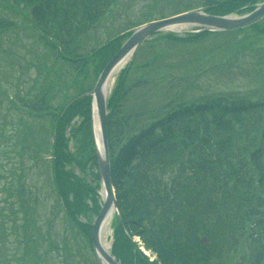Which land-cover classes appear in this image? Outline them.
Returning <instances> with one entry per match:
<instances>
[{"label": "trees", "instance_id": "16d2710c", "mask_svg": "<svg viewBox=\"0 0 264 264\" xmlns=\"http://www.w3.org/2000/svg\"><path fill=\"white\" fill-rule=\"evenodd\" d=\"M9 1L23 9L53 58L76 71L90 58H100L102 69L131 34L124 32L84 52L81 37L117 0ZM262 1L204 0L201 7L214 15L243 14ZM263 22L232 32L156 33L119 74L106 105L119 213L111 252L121 264H226L228 256L231 264H264V45L253 46L243 37L231 50L233 36H244L247 30L264 33ZM15 27L14 20L0 17V47ZM208 38L219 42L201 49ZM147 51L151 55L144 59ZM230 69L257 78L252 81L259 83L260 92L222 85L221 76ZM210 71L219 88L202 85ZM47 95L43 92L36 102L20 101L32 118L50 119L49 158L35 155L34 160L51 165L56 205L66 228L58 244L49 215H39L18 196L20 214H12L8 226L20 251L12 255L20 264H53L49 249L60 248L67 262L74 256L72 236L82 241L78 252L88 245L94 264H99L91 248L92 226L79 219L88 212L97 215L101 206L91 97L53 106ZM77 116L83 118L82 157L69 151L66 135ZM71 163L84 172L97 170L92 178L96 184L67 169ZM18 190L23 191L21 183ZM5 217L8 212L0 209V226L5 227ZM135 237L154 254L153 260ZM4 261L0 258V264Z\"/></svg>", "mask_w": 264, "mask_h": 264}, {"label": "rangeland", "instance_id": "374dc122", "mask_svg": "<svg viewBox=\"0 0 264 264\" xmlns=\"http://www.w3.org/2000/svg\"><path fill=\"white\" fill-rule=\"evenodd\" d=\"M203 1L117 0L107 9L105 15L100 17L96 24L81 37L79 47L86 52L134 25L173 17L175 14L193 8L201 10L200 5ZM18 10L11 5L9 0H0V17L16 22V27L6 32L0 47V209L8 212V217H5L7 221L5 227L4 224L0 226V247L2 248L0 258L5 259L3 264L22 263L13 258L14 255L12 254L14 252L19 253L20 250L17 248L18 244H15L14 232L12 235L11 228L8 226L10 216L12 214L19 216L20 214L16 205L18 196H21L26 203L35 206L39 215L44 213L49 215L51 223L55 225L54 231H56L52 232V236L55 237L58 244L59 233H63L66 228L62 212L57 209L56 205L57 195L54 189L51 165L45 160H34L35 155L49 158L48 151L52 141L50 119L29 116L22 109L20 98L29 102H36L43 92L46 94L48 92L49 104L58 106L61 102L67 103L75 96L92 89L102 67L100 58H90L77 75L74 83L69 84V81H73L76 75L73 67L66 62L53 58L50 49L44 46L34 32L26 13L22 11L23 9L20 10L22 12ZM195 28L197 27L193 25H179L170 30H163L161 33H183ZM243 37H248L253 46L264 45V33H253V31L247 30L244 36L240 34L236 37L237 39L232 37V51ZM217 41L218 39L208 38L200 44L201 49L212 46L213 42ZM157 44L158 46L161 45L160 43ZM150 55L151 52L147 51L144 59H148ZM126 64L111 76L108 96L112 93L118 76ZM60 75L61 81L58 82L57 78ZM253 78L241 69H230V74L221 76L222 85L227 86L230 90L236 88L250 91L257 89L260 92L258 90L259 83L252 81ZM69 85L71 87H68ZM202 85L209 86L211 89L219 88L212 71H210L208 79L203 78ZM222 88L224 86H221ZM82 119L80 116L75 117L66 133L69 138L68 149L76 157H82L81 145L84 141V134L81 129ZM71 130H75L74 136H72ZM67 169L78 176H84L85 180L90 183L93 182V172L97 171L87 168L84 172L72 163L67 165ZM20 183L23 190L21 193L18 190ZM98 193H101V187L98 188ZM10 202L14 204L13 207L9 205ZM99 204L101 205V199H99ZM115 215L116 211L101 231V241L109 252L113 241L112 223ZM95 216L96 214L93 212H88L86 216H81L79 219L92 226ZM134 241L138 242V247L144 250L146 255L150 258L155 257L154 254L143 248L138 237H135ZM78 242L82 243L80 239L70 237V248L69 246L68 248L74 256L68 258L67 262L63 257L64 251L62 249L55 250L50 247L49 251H53L51 253L53 264H94L95 261L89 246L82 247L78 252ZM45 247L46 245H44ZM226 264H231L230 256L226 259Z\"/></svg>", "mask_w": 264, "mask_h": 264}, {"label": "water", "instance_id": "95a60500", "mask_svg": "<svg viewBox=\"0 0 264 264\" xmlns=\"http://www.w3.org/2000/svg\"><path fill=\"white\" fill-rule=\"evenodd\" d=\"M264 18V2L259 4L252 12L243 16H217L202 11H190L174 17L151 21L137 27L130 37L123 43L116 54L107 62L102 69L94 88L88 92L93 98V107L98 116L101 134V149H97L99 174L103 188V204L96 216L92 231V248L101 264H120L101 246V231L108 216L117 210V203L111 179L109 148L107 140V110H106V87L107 82L118 64L128 55L133 57L139 46L152 34L168 30L179 25H194L202 27L206 31H231L249 27ZM78 99V98H76ZM92 113V117H94ZM93 122V120H92ZM96 142V141H95ZM204 242H207L206 240Z\"/></svg>", "mask_w": 264, "mask_h": 264}, {"label": "bare ground", "instance_id": "6f19581e", "mask_svg": "<svg viewBox=\"0 0 264 264\" xmlns=\"http://www.w3.org/2000/svg\"><path fill=\"white\" fill-rule=\"evenodd\" d=\"M130 58V55L126 56L119 64L118 66L114 69V71L112 72L113 74L116 73L118 70H120L129 60ZM107 87H106V92H108V89L110 87V80L107 82ZM93 129H94V134H95V138H96V142H97V145H98V148L101 149V135H100V129H99V125H98V121L97 119H94V124H93ZM113 212L110 213L106 223L108 222V220L110 219V217L112 216ZM105 223V224H106ZM101 246H102V249L104 252H109L108 251V248L102 243L101 241Z\"/></svg>", "mask_w": 264, "mask_h": 264}]
</instances>
